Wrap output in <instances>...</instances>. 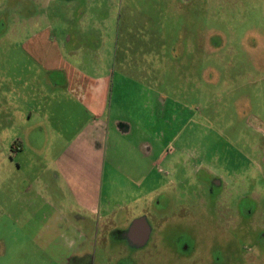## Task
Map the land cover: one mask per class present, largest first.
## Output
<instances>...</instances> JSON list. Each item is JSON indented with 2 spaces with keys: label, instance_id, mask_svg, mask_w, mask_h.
Segmentation results:
<instances>
[{
  "label": "rangeland",
  "instance_id": "374dc122",
  "mask_svg": "<svg viewBox=\"0 0 264 264\" xmlns=\"http://www.w3.org/2000/svg\"><path fill=\"white\" fill-rule=\"evenodd\" d=\"M206 2L0 0V174L17 179L0 180V239L15 241V264H264V0ZM83 74L109 82L110 130L95 143L112 212L81 225L40 150L22 167L10 158L20 137L46 144L56 120L71 129L83 108L66 84ZM141 216L152 234L137 248L121 235ZM71 224L92 235L72 254L60 238Z\"/></svg>",
  "mask_w": 264,
  "mask_h": 264
},
{
  "label": "crops",
  "instance_id": "0c3cea01",
  "mask_svg": "<svg viewBox=\"0 0 264 264\" xmlns=\"http://www.w3.org/2000/svg\"><path fill=\"white\" fill-rule=\"evenodd\" d=\"M47 54L50 64H54L56 59H53L50 52H47ZM51 60L53 63H51ZM56 66L59 65L57 64ZM72 77L73 79L66 84V92L70 94V97L74 99V102H77V104L83 108V111L81 112L78 110L79 112L77 113H75V111L74 113H70L68 126H71V129L67 130L64 127L65 125L67 126V121L64 123L63 121L59 120L58 122L56 120L55 125L53 126V128L56 129L50 132V141L46 144L41 141L31 143L30 140H25L24 136L20 137L18 138L15 146L17 148L20 147L21 149L17 151L22 153L18 154L15 159H10L11 161H18L19 167H22L27 163L25 157L23 156L24 153H26L27 157V151L40 150V153L43 154L44 163H47L45 166H42V172H46L49 168L51 170L58 171L64 181L68 182L66 190L67 193L63 194V196L67 195V200H69L72 204L71 207H69L70 211H72L70 214H77L78 223L82 225L83 223H89L91 221V216L94 217L95 215H98L99 219L103 220L104 217L109 216L112 212L111 205L103 208V201L99 197L100 190L97 183L101 180L102 176L105 175L106 168L103 160V145L101 146L99 143H95V137L98 135L97 132L99 133L104 131L107 136L110 130L107 123H105L104 120H101L104 118L105 114V112H102V109L104 108V104L107 103L106 97L108 95L109 82L107 79L103 78H99L97 82L96 80L91 79L88 75L85 76L84 74L79 77ZM96 87H99V89L104 87V90L98 94L96 93L98 91V88ZM47 116L48 114L45 113L44 118H47ZM80 116L84 118V124L78 128V125L81 122H79ZM28 118L31 120L33 118V114H31ZM49 118H51V123H54L52 119L57 117L52 114ZM116 123L118 132L126 133L127 125L121 122ZM36 137H39V134H36ZM112 148L113 146L111 147V150ZM107 149L110 151L109 146H107L106 150ZM9 163V158L0 159V166H6ZM3 174L7 173L5 172ZM3 174H0L1 181L10 183L14 180L13 182H17L16 177L11 181L10 173H8L7 177ZM42 174L37 177L38 183L45 181L44 178H42ZM26 181L27 180H22V182H20L18 180L20 184L23 183L21 189L25 192L32 191L33 184L27 183L25 188ZM7 187L9 191L11 184H8ZM44 188L47 191L49 186L45 185ZM1 189L2 186L0 183V191ZM63 192L65 191L63 190ZM59 203L61 206L63 205V207L66 208L64 205V203H66L65 200H61ZM53 209H55L56 213L58 211V214L60 215L57 219V223H70L65 216L66 214H64L60 208ZM8 210L11 211V214H15L16 212H14L16 209L11 206V204H9ZM91 236V234L87 235V233L82 229L80 230V228H75V225L72 224L69 229H67L66 233L62 232L60 234L61 244L69 249L70 254L75 252L76 249H78L81 244H84ZM6 241L7 240L4 241V239H0V246L2 249L5 248L3 253L0 252V264H15L17 255L14 252H11L12 246L14 247L15 245L10 243L12 240H8V244ZM12 242L15 243V241ZM27 244L38 246L40 249L42 247H40V244L36 243L32 236H28L27 241H22L23 246H26Z\"/></svg>",
  "mask_w": 264,
  "mask_h": 264
},
{
  "label": "flooded vegetation",
  "instance_id": "af4514ba",
  "mask_svg": "<svg viewBox=\"0 0 264 264\" xmlns=\"http://www.w3.org/2000/svg\"><path fill=\"white\" fill-rule=\"evenodd\" d=\"M68 1L71 2L73 0H68ZM183 1H185V4H187V3H193L196 0H183ZM226 1L227 0H207L206 4L216 3L217 5H223ZM19 149H21V148L20 147L17 148L16 146L14 147V150H16V151ZM215 182L219 185H222V181L220 182V181H218V179ZM141 217H144L146 219V223L144 225L145 226L144 228L132 229V223H133L132 222L131 224H129L127 229L121 235L122 239H125L127 241V243H129L131 246H134L137 248H142V247L146 246L147 243L149 242L151 234H152L151 226H150V222H149V217L148 216H141ZM141 217H138V218H141ZM173 239H174V241H176V235L173 237ZM103 240L106 241V238H103ZM189 248H190V246H183L182 251L188 252ZM75 252H73V253H75ZM254 257L259 261V262L256 261L255 262L256 264H262L261 262L263 261L262 260L263 257L261 255L255 254Z\"/></svg>",
  "mask_w": 264,
  "mask_h": 264
},
{
  "label": "water",
  "instance_id": "95a60500",
  "mask_svg": "<svg viewBox=\"0 0 264 264\" xmlns=\"http://www.w3.org/2000/svg\"><path fill=\"white\" fill-rule=\"evenodd\" d=\"M145 223H146V219L144 217H141V218H138L136 220L133 221L132 223V229H135V228H144L145 226Z\"/></svg>",
  "mask_w": 264,
  "mask_h": 264
}]
</instances>
